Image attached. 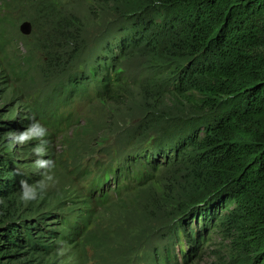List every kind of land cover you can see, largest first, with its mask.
Listing matches in <instances>:
<instances>
[{"label": "trees", "instance_id": "16d2710c", "mask_svg": "<svg viewBox=\"0 0 264 264\" xmlns=\"http://www.w3.org/2000/svg\"><path fill=\"white\" fill-rule=\"evenodd\" d=\"M127 1L129 5L124 8L128 13L119 23L131 19V25L114 34H105L93 48L86 46L84 53L91 51L92 59L86 61V68L77 66L68 71V84L55 83L51 99L65 103L71 97L87 95L91 88L97 89L100 97L101 85L106 100L113 101L116 87L132 79L129 69L122 64L129 54H140L143 61L138 65L148 64L154 74L152 81L167 76L161 83L167 87L166 95L181 97L183 102L209 115L197 121L175 122V127L172 122L157 125L152 130H159L157 137L138 132V144L130 138L126 153L133 147L134 153L125 156L121 170L116 171L114 189L123 186L136 189L153 177L156 179L158 173L160 176L171 173L170 181L175 180L177 167L190 150L196 157H188L191 164L186 171L187 182L192 185L197 202L182 211L184 221L178 227H170L171 243L164 247V264L177 260L174 251L181 239L189 246L187 253L180 251L183 264H193L203 254L196 250L207 241L204 233L208 229L231 240V254L237 264H264V52H261L264 0ZM169 27L171 32L166 34L169 38L163 42L166 43L163 48L159 40ZM79 46L78 41L61 58L50 49L46 53V58L51 57L54 62L50 70L59 68L64 72L82 58ZM153 91L149 90V94ZM164 95L147 101L148 117L153 123L161 117L160 106L155 102ZM33 110L24 123L14 126L10 123L7 129L13 131L14 127L29 124L30 129L39 132L43 128L40 134L45 140L51 135L58 137L62 116L56 112L47 115L37 105ZM167 124L171 125L170 129L164 128ZM3 129L0 126V264H28L29 253L45 254L48 247L43 245L46 241H41L55 236L44 226L10 220L11 215L18 214L9 204L27 178L19 173L18 162H13L4 150ZM50 156L44 162L46 167L55 160ZM103 183V177L91 181L95 188H100L97 201L108 198ZM227 205L234 209L227 211ZM220 208L222 212L216 217ZM91 215L92 210H86L76 222L78 227L76 223L68 227L70 237L83 231ZM191 220L194 228H186ZM198 220L202 221L200 229L196 226ZM204 247L205 252L207 244ZM159 257L156 253V260Z\"/></svg>", "mask_w": 264, "mask_h": 264}, {"label": "rangeland", "instance_id": "374dc122", "mask_svg": "<svg viewBox=\"0 0 264 264\" xmlns=\"http://www.w3.org/2000/svg\"><path fill=\"white\" fill-rule=\"evenodd\" d=\"M119 1L0 0V126L4 127V150L13 162H18L19 173L39 193L36 199L24 201L21 188L9 204L18 214L11 215L10 220L15 218L24 220L27 225L44 226L55 236L41 241H46L43 245L48 247L45 254L29 253L28 264H156L157 260L164 264V247L171 243L170 227H178L184 221L182 211L197 202L195 191L187 182L186 171L191 164L187 162L188 157H196L190 150L177 167L175 180L170 181L171 173L163 176L158 173L156 179L153 177L136 189L125 186L114 189L116 171L121 170L125 156L134 153V147L126 153L130 138L138 144V132L157 137L159 130L152 131L157 125L172 122L175 127V122L197 121L209 115L183 102L181 97L172 93L166 95L167 87L161 83L167 76L152 81L154 74L148 64L138 65L143 61L140 54H129L122 64L129 69L132 79L116 87L113 101L106 100L101 85L98 87L100 97L93 88L87 95L71 97L65 103H57L50 97L55 83L68 84L67 73L72 67L86 68V61L92 59L91 51L84 53L86 46L94 47L105 34H114L131 25V19L119 23L128 13L124 6L129 5L127 0ZM25 23L31 26L30 35L21 32ZM169 32L170 27L162 33L159 40L162 47L166 45L163 42L169 38L166 35ZM78 41L82 58L64 72L59 68L52 72L54 62L51 57L46 58V53L52 49L61 58L65 51L76 47ZM98 82L101 84L100 80ZM149 90H154L153 94H149ZM162 95L163 98L155 102L160 106L161 117L153 123L148 117L147 101ZM34 105L42 107L47 115L56 112L62 116L58 137L51 135L45 140L39 130L30 129L29 124L14 127L13 131L7 129L10 123L18 125L30 118L29 112H35ZM164 128L170 129L171 125ZM25 131H30L33 138L24 143L9 135ZM37 147L42 149V154H37ZM49 154L55 160L46 167L44 162ZM38 162H43L44 167ZM100 177L104 179L102 189L108 193L105 201H97L100 188L91 184L94 178ZM41 183L44 188L39 191ZM88 209L92 210L89 223L77 236L70 237L68 227L75 225ZM228 209L233 210L234 206L227 205ZM220 212L221 208L215 216L219 217ZM194 224L191 220L186 228L193 229ZM201 224V220L196 221L198 229ZM210 232L211 229L205 231L207 241L196 250L203 254L193 264H237L231 254V240L220 232ZM205 244L208 248L204 252ZM182 249L189 251L183 239L174 251L177 260L171 264L176 261L183 264ZM156 253L160 254L157 260Z\"/></svg>", "mask_w": 264, "mask_h": 264}, {"label": "clouds", "instance_id": "9594fccd", "mask_svg": "<svg viewBox=\"0 0 264 264\" xmlns=\"http://www.w3.org/2000/svg\"><path fill=\"white\" fill-rule=\"evenodd\" d=\"M44 129L40 128V132H43ZM10 136H15L16 140L20 143H24L28 141L29 139L33 138V135L30 131L21 132L19 134L16 133H9ZM37 154H42V149L37 147L36 149ZM40 166H43V162H38ZM51 179V177H49ZM21 188H22V196L21 199L24 201L33 200L36 199L38 196V189L36 187L30 186L26 181L21 182ZM44 188V184L41 183L39 185V191H42Z\"/></svg>", "mask_w": 264, "mask_h": 264}, {"label": "water", "instance_id": "95a60500", "mask_svg": "<svg viewBox=\"0 0 264 264\" xmlns=\"http://www.w3.org/2000/svg\"><path fill=\"white\" fill-rule=\"evenodd\" d=\"M21 32L24 34V35H30L31 33V26L29 23H25L21 26Z\"/></svg>", "mask_w": 264, "mask_h": 264}]
</instances>
